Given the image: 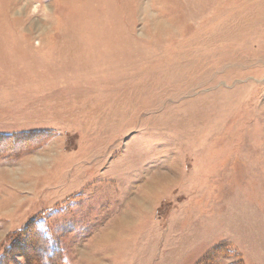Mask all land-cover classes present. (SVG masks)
<instances>
[{
    "label": "rangeland",
    "instance_id": "374dc122",
    "mask_svg": "<svg viewBox=\"0 0 264 264\" xmlns=\"http://www.w3.org/2000/svg\"><path fill=\"white\" fill-rule=\"evenodd\" d=\"M0 136L4 264H264V0H0Z\"/></svg>",
    "mask_w": 264,
    "mask_h": 264
},
{
    "label": "trees",
    "instance_id": "16d2710c",
    "mask_svg": "<svg viewBox=\"0 0 264 264\" xmlns=\"http://www.w3.org/2000/svg\"><path fill=\"white\" fill-rule=\"evenodd\" d=\"M12 138L13 136H0V141L10 140ZM31 251H33L32 253L34 255L31 256L30 264H63L59 251L54 249V247H32ZM4 261H6V253L0 255V264H4Z\"/></svg>",
    "mask_w": 264,
    "mask_h": 264
},
{
    "label": "bare ground",
    "instance_id": "6f19581e",
    "mask_svg": "<svg viewBox=\"0 0 264 264\" xmlns=\"http://www.w3.org/2000/svg\"><path fill=\"white\" fill-rule=\"evenodd\" d=\"M124 223H126V224H127V220H124Z\"/></svg>",
    "mask_w": 264,
    "mask_h": 264
}]
</instances>
